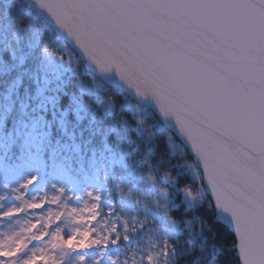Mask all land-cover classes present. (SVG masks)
<instances>
[{"label":"snow or ice","instance_id":"1","mask_svg":"<svg viewBox=\"0 0 264 264\" xmlns=\"http://www.w3.org/2000/svg\"><path fill=\"white\" fill-rule=\"evenodd\" d=\"M138 169L139 222L109 180ZM0 226V264H103L145 229L107 264H217L223 231L264 264V0H0Z\"/></svg>","mask_w":264,"mask_h":264},{"label":"trees","instance_id":"2","mask_svg":"<svg viewBox=\"0 0 264 264\" xmlns=\"http://www.w3.org/2000/svg\"><path fill=\"white\" fill-rule=\"evenodd\" d=\"M87 79V78H86ZM95 107V106H94ZM133 139H135V137H133ZM125 148H127V145L125 144ZM163 148H164V144L163 141L160 142L159 144V148L156 151V155L152 158V162L153 164H156L157 160L161 157V153L163 152ZM141 149H143V144L141 143ZM168 156L167 154L163 155V163L159 164L158 168H157V174L160 171H163L164 169H166L167 167H169L168 164ZM189 159H191V156H189ZM178 161H172V163H177ZM134 168V165L132 163V160H129V171H131ZM143 169H138L135 171V175L134 176H127L126 174V178L121 181L120 178V173L117 170H110L109 171V180L110 183L112 185H117V184H123V189H122V193H120V196H123V193H128L130 191L129 188V184L133 185V188L131 189L133 196L132 198H128L126 196L123 197V213L126 217H128L129 219H131V217L133 215H137V220L138 222L140 220H143L145 218L147 219H151V217H145V213L140 212V210L137 211L136 209V201L140 199H142L140 196L143 195L142 193L145 192L147 189L151 188V185L149 183H145L142 180V173H143ZM175 168H173V173H175ZM188 177H182L181 178V184L185 183L187 181ZM157 184H158V188H164L165 190L169 191L170 193L172 192V189L169 185L167 184H162L159 182V175H157ZM152 189V188H151ZM153 190V189H152ZM156 194L158 195V189ZM125 200H127L128 202H131L132 204L134 203V206H131L130 204L128 205ZM177 202L179 201V197H176ZM145 202L140 201L139 204H143V205H148V209H153L154 208V204H153V196L150 195L149 199L144 200ZM142 210V209H141ZM195 213H189V215H193ZM201 215H204V211L202 210ZM174 215H178V213H174ZM210 218V217H209ZM6 225H10L12 229H15L16 225L12 224L11 221H7ZM0 227H4V226H0ZM130 230V229H129ZM148 231L147 234V238H150L151 234H156L157 233L155 231ZM147 233V232H146ZM150 235V236H149ZM234 240V236L227 231H223L221 233H218L217 235V242L220 244H223L225 246V251L217 257V264H235V253L234 252H230L227 251V245L230 244L232 241ZM142 242V239L139 240V242L137 244H140ZM123 244V242H122ZM130 244V245H129ZM128 247H112L110 246L109 249L107 250L106 253V258L105 261L103 262V264H107V256L108 255H116L117 253H119L121 256H123L125 253H127L129 251V249L133 248V244L129 243ZM98 249L93 248V249H89L88 250V264H91L93 258L96 256ZM83 253H69V255H67L64 264H74V261L76 259L77 256L82 255Z\"/></svg>","mask_w":264,"mask_h":264},{"label":"rangeland","instance_id":"3","mask_svg":"<svg viewBox=\"0 0 264 264\" xmlns=\"http://www.w3.org/2000/svg\"><path fill=\"white\" fill-rule=\"evenodd\" d=\"M52 46H55L54 44L52 45ZM153 192V190L150 188V189H147L145 192H143L142 194L143 195H141L140 197L142 198V199H140L139 198V201H142L143 200V202H145L144 200H146V199H149V197H150V195H151V193ZM125 202L129 205H131V206H134V203L132 204L131 202H128L127 200H125ZM136 209H137V211L138 210H140V212H142V213H144V211H143V209L144 208H147L148 207V205L146 204V205H143V204H137L136 206ZM149 208V207H148ZM142 209V210H141ZM139 213V212H138ZM138 213H137V215H138ZM124 214H126V213H124ZM137 215L135 214V216L137 217ZM148 229H145V231H143V232H138L137 233V235L135 236V237H133L130 241H129V243H131V244H133L132 246H133V248H137V247H145V246H147V245H149L151 242H152V240L156 237V234H151V236H150V238H148V239H146L147 237V234H148V231H147ZM147 232V233H146ZM142 239V242L140 243V244H137L138 242H139V240H141ZM128 243V244H129ZM130 245V244H129ZM132 248V249H133ZM69 255V254H68Z\"/></svg>","mask_w":264,"mask_h":264}]
</instances>
